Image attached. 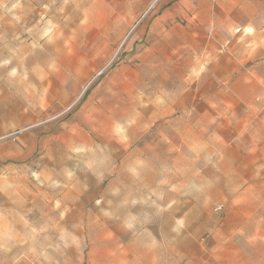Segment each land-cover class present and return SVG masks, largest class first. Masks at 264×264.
<instances>
[{
    "label": "rangeland",
    "instance_id": "rangeland-1",
    "mask_svg": "<svg viewBox=\"0 0 264 264\" xmlns=\"http://www.w3.org/2000/svg\"><path fill=\"white\" fill-rule=\"evenodd\" d=\"M263 93L264 0H0V264H264Z\"/></svg>",
    "mask_w": 264,
    "mask_h": 264
},
{
    "label": "built area",
    "instance_id": "built-area-1",
    "mask_svg": "<svg viewBox=\"0 0 264 264\" xmlns=\"http://www.w3.org/2000/svg\"><path fill=\"white\" fill-rule=\"evenodd\" d=\"M257 100H263L264 101V93L261 97H258ZM223 209V204L222 203H218L214 206L213 210L215 212H220Z\"/></svg>",
    "mask_w": 264,
    "mask_h": 264
}]
</instances>
